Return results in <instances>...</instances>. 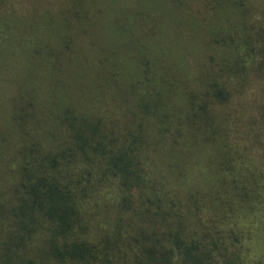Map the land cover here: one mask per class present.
I'll return each mask as SVG.
<instances>
[{
    "label": "trees",
    "instance_id": "obj_1",
    "mask_svg": "<svg viewBox=\"0 0 264 264\" xmlns=\"http://www.w3.org/2000/svg\"><path fill=\"white\" fill-rule=\"evenodd\" d=\"M112 1L101 17L121 15ZM130 2V58L65 12L38 33L0 17V264H264L231 217L263 211L264 162L220 151L215 135L261 145L264 0Z\"/></svg>",
    "mask_w": 264,
    "mask_h": 264
},
{
    "label": "rangeland",
    "instance_id": "obj_2",
    "mask_svg": "<svg viewBox=\"0 0 264 264\" xmlns=\"http://www.w3.org/2000/svg\"><path fill=\"white\" fill-rule=\"evenodd\" d=\"M18 0L15 2V7H9L7 11L0 12V17L2 19L3 25L12 31H35L38 33L39 23H43L44 26H47L49 30L54 28L52 25L54 22V16L60 15L59 13L65 12L68 15L70 24L73 28L81 31L84 39L92 40L99 36V30H107V34L103 35L101 40V48L108 53L111 57L121 55L123 58L131 57V48L134 46V42L140 37L138 32V27L140 22L138 19H131L130 15L133 13V9L130 6H134L130 0H122L121 5L112 7L113 10L120 8L121 15L115 11L111 12V15H102L101 12L109 6V2L112 4V0ZM136 3L141 5L142 0H134ZM12 3V2H11ZM118 3V2H117ZM14 4V3H12ZM22 4L21 8H28V12L21 10L19 7ZM130 8V10H129ZM235 8V7H234ZM233 7L228 8L227 10H222L221 15L226 18V15L229 10L235 11ZM144 8L140 7V11H143ZM138 16V10L136 11ZM233 15H230L232 17ZM144 19V18H142ZM237 19L232 17L230 22L231 25L238 29V33L241 30L238 28L240 25L236 21ZM80 22V23H79ZM82 29L84 31H82ZM72 32V31H71ZM66 35H70V31L65 32ZM14 38L21 37L20 35L15 34ZM71 38V36H69ZM32 39H43L42 41H48L50 36L35 34L31 36ZM98 41V39H97ZM94 43H97L96 40ZM91 48V44L89 45ZM92 69L94 72L99 70L95 68L92 64ZM236 102V101H235ZM231 102L229 109L234 108L235 105ZM219 110H221L219 108ZM245 131L237 129V131L231 133L228 130V134L225 128L217 129L215 135L218 138V143L222 145L219 149L222 152H226L230 155L236 153H247L252 159L256 162L257 166L255 169L261 170L260 168L264 162L262 156L264 155V135L261 137V145L257 146L256 143H251L250 138H246L244 135ZM200 139V138H199ZM204 144V143H203ZM251 144V145H250ZM205 146V144H204ZM242 147H247L248 152L243 151ZM208 153L211 152L209 156H215L214 151L210 147H206ZM257 156L255 158L254 156ZM198 158V157H196ZM203 158V156L201 157ZM200 158V159H201ZM195 159V157L190 158V162ZM244 160H241L243 162ZM248 163L247 160L244 163ZM193 163H195L193 161ZM240 167L239 165L236 166ZM261 172V171H260ZM264 178V172L261 174ZM262 183V182H260ZM264 189V188H263ZM254 206V203L250 205ZM249 211L244 209L233 208L231 213L234 221V227L238 230L244 228V233L242 237V242L245 245V250L247 251V256L252 260L256 259L257 254L261 251L260 249L264 248V225L262 221L255 220L254 218L258 217L261 213L264 214V209L261 211L257 207L249 208ZM229 211L227 210V213ZM264 218V216H263ZM196 227V225H194ZM258 251V252H257Z\"/></svg>",
    "mask_w": 264,
    "mask_h": 264
}]
</instances>
